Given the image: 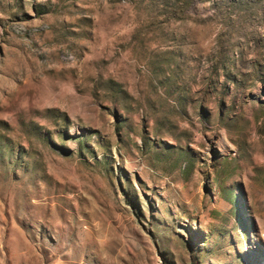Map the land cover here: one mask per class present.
Listing matches in <instances>:
<instances>
[{"label": "rangeland", "instance_id": "374dc122", "mask_svg": "<svg viewBox=\"0 0 264 264\" xmlns=\"http://www.w3.org/2000/svg\"><path fill=\"white\" fill-rule=\"evenodd\" d=\"M0 264H264V0H0Z\"/></svg>", "mask_w": 264, "mask_h": 264}]
</instances>
